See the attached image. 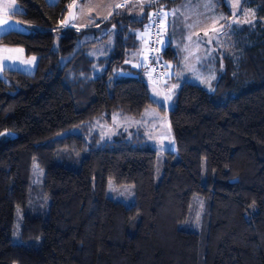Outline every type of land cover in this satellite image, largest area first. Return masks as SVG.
<instances>
[{
    "label": "trees",
    "instance_id": "trees-1",
    "mask_svg": "<svg viewBox=\"0 0 264 264\" xmlns=\"http://www.w3.org/2000/svg\"><path fill=\"white\" fill-rule=\"evenodd\" d=\"M17 2L22 12L12 17L30 30L8 31L0 45L22 47L38 64L34 73L6 69L0 77V264H264V23L238 32L239 53L223 55L211 91L181 81L168 113L176 149L164 151L156 184L161 151L145 135L104 141L94 130L115 115L165 110L125 63L143 47L136 34L149 7L137 18L124 4L79 29L63 21L86 0ZM215 3L227 18V0ZM248 6L264 21V0ZM171 35L162 57L179 72ZM105 44V55L93 57ZM109 180L132 185L134 204L108 198ZM198 220L200 231L191 230Z\"/></svg>",
    "mask_w": 264,
    "mask_h": 264
},
{
    "label": "rangeland",
    "instance_id": "rangeland-1",
    "mask_svg": "<svg viewBox=\"0 0 264 264\" xmlns=\"http://www.w3.org/2000/svg\"><path fill=\"white\" fill-rule=\"evenodd\" d=\"M121 0H86L85 3H80L78 5V10L75 20L71 23V26L74 28H86L94 26L96 21L100 18H104L107 10L113 5L118 4ZM136 0L132 1V4ZM140 2L146 4L148 0H139ZM250 0H227V6L230 11V15L226 18L223 12L219 11L216 8L215 0H211V3L215 5V8L211 12H206V9L202 6L205 3H208L209 0H187L185 3L178 5L175 8L181 7L185 4L189 7L185 8V14L189 17L186 21L187 24H195L196 26L192 29L187 27H179L173 29L171 27V38L175 45L178 44L180 50L187 47L188 51H181V71L174 72L172 67V62H167V78L161 82H156L151 74V71L146 67L145 62V52L143 47L135 53V61L128 63L132 67L140 70L142 76L145 79L146 83L149 85L151 90V97L153 99V91L159 92L160 95L156 97L157 100L163 102V97L168 95V88L172 85H178L173 89L171 93L172 99L168 102L170 107H164L165 110H159L155 107H150L145 112L144 116L141 118H122L119 115H115L112 119V122H102L96 123L94 130L100 134L104 141L112 140L120 133H127L133 135V133H141L146 136L147 141L160 150L157 156V163L155 166V183L158 184L162 178L163 173V164L167 158L164 151H175V143L172 136L169 123V111L174 105V98L176 96L177 89L180 86L181 81L189 80L190 82L202 86L203 88L211 91L213 89L214 81L221 75L223 71V64L221 58L223 55L236 56L239 53V47L236 43V37L239 36V31L245 28L254 30L260 23H264L263 20L257 15L255 9L248 6ZM124 4V3H121ZM197 5H200L197 7ZM172 8V9H175ZM118 9V8H117ZM116 9V10H117ZM163 9L169 11L171 9ZM96 12V13H95ZM144 12V11H143ZM143 12H139L137 18H140ZM235 12V18L238 19L237 23H233V15ZM201 13H206V15H201ZM150 13L148 14V17ZM220 17L223 16L224 19L220 20L219 23L224 24L225 27L222 29V32L231 33L230 36H221V43L217 45L216 41L213 40L211 45L201 44L200 48L196 47V42L199 38L203 40H208V36H205V31L208 32L209 36L213 35L212 28L215 27L220 29L219 23H214L210 18L211 17ZM226 22L222 23V21ZM169 17V21H171ZM245 21H251V23H246ZM146 22L145 26L148 25ZM231 24V28H228L227 25ZM144 28L138 30V33H144ZM169 27L163 32L164 37V48L168 44L170 36L168 35ZM189 32L192 33V40L187 39ZM149 32L143 36L144 42L145 38L148 37ZM141 38V37H140ZM111 42H109V45ZM107 45H99L96 48L92 49L91 54L93 57L100 58L103 57L106 53ZM211 48V57L205 58L207 55V49ZM179 50V52H180ZM185 56L189 57L187 64L183 62ZM196 57H201V61L198 62ZM210 61V62H209ZM136 65V66H134ZM215 76L214 79H209L210 76ZM173 78L171 79V77ZM115 118V119H114ZM171 148L172 150H169ZM178 158L175 155L172 161H176ZM37 166H35L36 168ZM70 167L76 168V165H71ZM37 171V170H36ZM38 179H35L34 183L37 184ZM106 195L108 198L121 202L126 206H131L135 202L134 188L132 185H122L117 186L112 180L108 181ZM47 204V203H46ZM43 207V205H42ZM47 210V206L45 207ZM205 203H201L199 208V219L201 220L204 213ZM23 219V211L18 208L15 212V222L13 228V243L18 244L22 243L19 239L18 233ZM183 227V225L181 226ZM188 228V227H185ZM201 225L199 220L197 223L191 227V230L199 232Z\"/></svg>",
    "mask_w": 264,
    "mask_h": 264
},
{
    "label": "snow or ice",
    "instance_id": "snow-or-ice-1",
    "mask_svg": "<svg viewBox=\"0 0 264 264\" xmlns=\"http://www.w3.org/2000/svg\"><path fill=\"white\" fill-rule=\"evenodd\" d=\"M15 2V0H13V3ZM160 0H149V3H148V7H152L154 4H157L159 3ZM127 5H124V4H118L116 5V7H126ZM135 6V5H134ZM140 6V9H141V12H143V7L144 5L141 4L139 5ZM200 5H197V7H199ZM205 9H206V12H211L213 11V9L215 8V5L211 3V0H209L208 3H205L202 5ZM189 7V5L185 4L181 7H178V8H175V9H171L169 11H165L163 8H160L158 9L156 12L152 13L149 17H148V20H149V23L148 25L145 26V32L144 33H137L136 35L143 38V36L150 32L151 29H152V26L153 25H160L162 24L164 26V29L165 31L167 30L168 27H172L173 29H176V28H179L181 26L183 27H187L189 29H192L194 28L196 25L195 24H187L186 21L187 19L189 18L186 14H185V11L184 9ZM17 12L16 10H13L12 11V15H16ZM117 15H119V13H117ZM201 15H206V13H201ZM234 19H233V23H237L238 22V19L235 18L236 14L235 12L232 13ZM169 17H171V21H169ZM105 19H107V17H105ZM214 23H219L220 20H223L224 17L223 16H220V17H211L210 18ZM139 22H142L139 21ZM246 23H251V21H245ZM4 24H9V20L7 19V17L4 19L3 21ZM113 27H115V25H113ZM225 25L224 24H221L220 25V29H217L215 27L212 28V32H213V35L212 36H209L208 32L205 31L204 35L205 36H208V40H203V38H199L196 42V47L199 49L201 44H205V45H211L212 44V41L215 40L217 45H220L221 43V36H230L231 33H228V32H222L221 30L224 29ZM228 28H231V24H228L227 25ZM157 36H160V33L158 32L157 33ZM187 39L188 40H192V33L189 32V34L187 35ZM159 43H164L163 40H159L158 41ZM170 45V40L168 41V44H166L165 46H169ZM4 51H10L9 49H4ZM22 51V50H20ZM181 51H188L187 47L185 48H182ZM213 51V49L211 48H208L207 49V55L205 58H208V57H211V52ZM6 60H11L13 59V57L11 56H6L5 57ZM197 61L200 62L201 61V57H196ZM36 58L35 57H31L30 60H27V61H20L21 63L23 64H34ZM189 60V57L188 56H185L183 58V62L185 64H187ZM131 62V59L129 60H126L125 63H130ZM210 62V61H209ZM136 66V65H134ZM14 67V65L12 64H0V72H3L4 70L6 69H9V68H12ZM215 76H210L209 79H214ZM175 87H178V85H172L168 88V95L164 96L163 97V102L159 101L156 99V97H158L160 95L159 92H156L155 90L153 91V100L152 102L153 103H157L158 106L164 108V107H170V104H168L169 101H171L172 99V95L171 93L173 92V89ZM115 119V118H114ZM169 150H172L171 148H169Z\"/></svg>",
    "mask_w": 264,
    "mask_h": 264
},
{
    "label": "crops",
    "instance_id": "crops-1",
    "mask_svg": "<svg viewBox=\"0 0 264 264\" xmlns=\"http://www.w3.org/2000/svg\"><path fill=\"white\" fill-rule=\"evenodd\" d=\"M50 3H54L57 0H47ZM133 0H121L118 4L124 3L127 5H130V7H132L133 9H137L138 11H141L140 6L141 4L144 5L143 9L145 8V4L136 0L133 4H132ZM115 4L113 5L111 8H109V10H107L105 17H108L112 12H114L118 7H116ZM135 5V6H134ZM16 10L17 13L22 12V7L20 6V4L17 2V0H15V2L13 3V0H0V36L3 35L4 33L8 32V31H18V32H22V33H27L30 28L28 26H26L25 24L19 22L18 20L14 19L12 17V11ZM96 13V12H95ZM7 17V19L9 20V24H4L3 21L4 19ZM104 18H100V19H105ZM223 22V21H222ZM220 25V23H219ZM171 34V29L168 31V35ZM143 41V49L146 47V40L144 42V39L141 38ZM147 39V37L145 38ZM4 49H9L10 51H4ZM22 50V51H20ZM6 56H11L13 57V59L11 60H6L5 57ZM31 57H35V56H27L25 54V51L22 47H13V46H3L0 45V64H12L14 65V67L9 68L10 70H16V71H21V72H25V73H34L37 69V64H38V58H36L34 64H23L20 61H27L30 60ZM4 72V71H3ZM3 72H0V77H2Z\"/></svg>",
    "mask_w": 264,
    "mask_h": 264
},
{
    "label": "built area",
    "instance_id": "built-area-1",
    "mask_svg": "<svg viewBox=\"0 0 264 264\" xmlns=\"http://www.w3.org/2000/svg\"><path fill=\"white\" fill-rule=\"evenodd\" d=\"M160 8H163L160 2L149 7L150 15ZM158 32L160 36H157ZM163 32L164 26L162 24L153 25L147 37L148 48L145 54V62L156 82H161L167 78V64L162 57L164 43L158 42L159 40L164 41Z\"/></svg>",
    "mask_w": 264,
    "mask_h": 264
},
{
    "label": "water",
    "instance_id": "water-1",
    "mask_svg": "<svg viewBox=\"0 0 264 264\" xmlns=\"http://www.w3.org/2000/svg\"><path fill=\"white\" fill-rule=\"evenodd\" d=\"M78 1H82V0H78ZM77 10H78V4L75 3L70 10L67 12L64 21H63V25L65 27L70 26V24L75 20L76 18V14H77ZM238 179H234L231 181V183H237Z\"/></svg>",
    "mask_w": 264,
    "mask_h": 264
},
{
    "label": "bare ground",
    "instance_id": "bare-ground-1",
    "mask_svg": "<svg viewBox=\"0 0 264 264\" xmlns=\"http://www.w3.org/2000/svg\"><path fill=\"white\" fill-rule=\"evenodd\" d=\"M146 5H148V3H146ZM146 67H147V65H146Z\"/></svg>",
    "mask_w": 264,
    "mask_h": 264
}]
</instances>
